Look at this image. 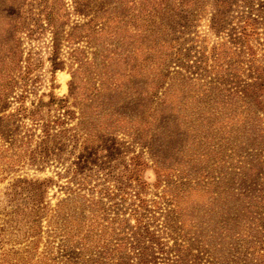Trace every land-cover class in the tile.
Segmentation results:
<instances>
[{
  "label": "trees",
  "instance_id": "obj_1",
  "mask_svg": "<svg viewBox=\"0 0 264 264\" xmlns=\"http://www.w3.org/2000/svg\"><path fill=\"white\" fill-rule=\"evenodd\" d=\"M71 8L32 20L64 96L0 47V264H264V0Z\"/></svg>",
  "mask_w": 264,
  "mask_h": 264
},
{
  "label": "rangeland",
  "instance_id": "obj_2",
  "mask_svg": "<svg viewBox=\"0 0 264 264\" xmlns=\"http://www.w3.org/2000/svg\"><path fill=\"white\" fill-rule=\"evenodd\" d=\"M50 13L54 17H64L67 15L70 20L75 19L72 14L71 0H0V47L4 44L7 37V31L14 23L23 21L31 33L29 36L20 33L18 39L22 48V57L27 52L31 53L34 69L29 73L28 83L26 84V93L24 94V105L28 106L35 103L40 95L51 92L56 97H62L67 92V82L70 79L67 67L52 71L49 67V31H43L36 25H33V19H37L39 14ZM205 23L201 22L197 28L199 35L205 36L209 42L215 40L211 35L207 34ZM40 26V23H39ZM67 49H61V55L66 58ZM20 89L15 88L10 92L8 101L11 105H15L12 97L19 95ZM49 173V172H47ZM144 176L148 181L152 180L150 172H146ZM40 177V176H38ZM3 186L0 185V190ZM54 199H51V203Z\"/></svg>",
  "mask_w": 264,
  "mask_h": 264
}]
</instances>
